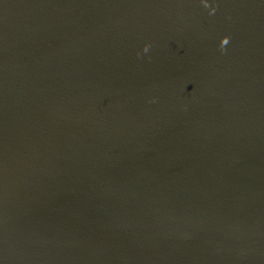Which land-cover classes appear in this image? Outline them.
<instances>
[{"label":"water","instance_id":"95a60500","mask_svg":"<svg viewBox=\"0 0 264 264\" xmlns=\"http://www.w3.org/2000/svg\"><path fill=\"white\" fill-rule=\"evenodd\" d=\"M0 264H264V0H0Z\"/></svg>","mask_w":264,"mask_h":264},{"label":"clouds","instance_id":"9594fccd","mask_svg":"<svg viewBox=\"0 0 264 264\" xmlns=\"http://www.w3.org/2000/svg\"><path fill=\"white\" fill-rule=\"evenodd\" d=\"M228 43H229V37L228 36L223 37L221 41V48L223 49L224 46L227 45ZM148 47H149L148 45L145 46V51L148 50Z\"/></svg>","mask_w":264,"mask_h":264}]
</instances>
